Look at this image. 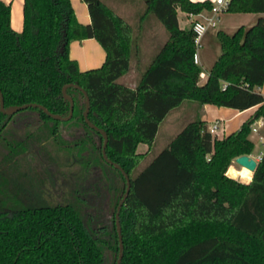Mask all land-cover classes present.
Instances as JSON below:
<instances>
[{
    "label": "trees",
    "instance_id": "16d2710c",
    "mask_svg": "<svg viewBox=\"0 0 264 264\" xmlns=\"http://www.w3.org/2000/svg\"><path fill=\"white\" fill-rule=\"evenodd\" d=\"M87 1L92 23L77 19L71 0H25L24 29L17 30L11 24V4L0 0V88L5 106L37 101L67 115L70 99L63 86L77 82L87 89L89 118L108 133L107 155L131 177L120 213L121 264H264V154L249 182L228 174L234 158L253 151L252 123L264 117V94L257 88L264 83V14L251 26L217 31L221 52L208 79L200 83L195 31L179 24L178 10L212 9L213 1L144 0L146 14L154 13L169 36L131 87L118 79L131 62L125 18L104 0ZM226 10L264 12V0H230ZM85 37L99 39L107 56L99 68L81 71L70 56V41ZM67 91L75 98L70 119H57L38 106L12 114L0 109V133L17 113L34 111L40 115L37 123L53 122V135L59 123L69 122L101 133L85 119V93L74 85ZM187 98L242 110L260 106L222 137L213 135L201 117L188 121L136 171L146 157L139 144H152L160 122ZM104 159L123 176L122 196H108L116 207L113 228L100 219L102 211L93 221L91 199L84 195L101 192L99 182L80 185L75 198L53 204L6 196L0 198V264H117L116 212L127 179ZM93 176L86 172L82 179ZM108 247L115 250L111 263Z\"/></svg>",
    "mask_w": 264,
    "mask_h": 264
},
{
    "label": "rangeland",
    "instance_id": "374dc122",
    "mask_svg": "<svg viewBox=\"0 0 264 264\" xmlns=\"http://www.w3.org/2000/svg\"><path fill=\"white\" fill-rule=\"evenodd\" d=\"M151 14L150 19H154L157 24L166 29L156 15ZM179 16L182 18L183 24L188 20L186 13L182 10H180ZM216 20L218 22V19ZM218 25L213 26L210 30L218 27ZM198 48H202L201 44ZM136 74L135 78L137 79L139 74L138 72ZM125 78H128L127 75L120 76L118 79L127 81ZM191 101L195 100L185 99L182 107L172 112L166 119L157 134L150 153L137 165L136 171L144 168L154 155L163 149L176 132L182 128L192 110L189 106ZM39 119L40 115L36 111L19 112L13 116L0 133V198L18 197L32 204L47 201H50L51 204L66 202L75 198L76 192L74 190L78 186L88 187L92 182H99L101 192L90 191L84 195L95 201L96 204L104 195L105 205L103 208L101 209L98 205L91 203L89 210L94 213L93 221L97 220L96 216L102 211L100 219H103V223L109 224L113 228L112 219L116 207L113 206L114 202L112 206L109 204L108 196L110 193L114 199L122 196L124 193L123 176L107 164L102 157L104 138L101 133L89 129L81 123L69 122L67 124L59 123V130L53 135V122L44 120L37 123ZM173 119H175V124L168 127V122ZM239 127L230 130L227 134ZM251 133L255 141L253 153L258 156L264 150V145L257 132L251 131ZM214 135L220 136L218 131ZM146 147V143H141L139 151L143 152ZM231 165L232 170L236 166L241 168L235 158ZM86 172L94 175L92 177L94 179L83 180L82 177ZM253 173L254 171H252L251 177H253ZM229 175L246 182L252 179L241 175ZM109 187H113L111 189L117 188V192L115 190L110 192ZM95 224L100 226V224ZM112 240L115 247L116 240L115 238ZM114 247L107 248L110 257L109 263L114 258Z\"/></svg>",
    "mask_w": 264,
    "mask_h": 264
},
{
    "label": "crops",
    "instance_id": "0c3cea01",
    "mask_svg": "<svg viewBox=\"0 0 264 264\" xmlns=\"http://www.w3.org/2000/svg\"><path fill=\"white\" fill-rule=\"evenodd\" d=\"M11 4V24L13 28L17 30H23L24 26V2L25 0H5ZM74 10L76 11L77 19L80 22L84 23H92V15L91 10H89V3L87 0H71ZM106 4L113 10H115L121 17L125 18L127 26L130 32V67L129 69L121 74L122 76H126L127 81H122L129 86H136L139 79L142 76V73L152 59L154 55L160 50V48L166 42L169 32L164 25L162 28L154 19H150L151 13L146 14L145 1L144 0H104ZM196 1V0H194ZM214 2V0H211ZM180 10L186 13L188 20L185 23H182V18L179 16ZM264 14V12H255V11H245V12H236L231 10H222L219 13L213 11V9H203L199 12L191 13L179 8L178 10V19L179 24H181L184 28H189L193 26V19L202 20L204 23L208 24V29L203 34L201 40H204V43L201 41V49L198 48L200 60L199 64L201 65V75H200V83H204L209 76V70L214 65V62L219 57L218 55L221 52V41L218 39L217 31L219 29H223L227 32H233L240 26H251L256 23L259 16ZM218 19V22L217 20ZM213 20L215 21L213 23ZM160 21V20H159ZM162 24V22L160 21ZM218 27L212 28L213 26ZM109 31L111 34H115L113 31V26L108 25ZM155 50V51H154ZM154 52V53H152ZM152 53V55H151ZM151 55V57H149ZM70 56L76 59L79 63L80 70H87L92 68H99V66L103 65L106 61L107 51L102 42L96 37H85L81 40L73 39L70 41ZM148 57L150 58L148 60ZM148 61V62H147ZM136 72H138V78L136 79ZM130 75V77H129ZM130 78V79H129ZM132 80V81H130ZM121 81V80H120ZM259 91L264 94V83L263 85L257 87ZM185 99L181 104L172 108L166 115V117L160 122L159 130L161 129L163 123L166 119L174 112L182 107ZM189 106L192 109L188 115V119L184 121L182 128L188 121L201 117L205 122H207L208 126L212 125L217 121L219 123V127L217 129L220 137L227 135V133L241 126L245 120L248 119L260 106V104L252 105L247 109H239L236 107L229 106H220L212 103H204L201 104L199 101H191L189 102ZM262 118V117H259ZM258 118V119H259ZM264 118V117H263ZM212 122V123H210ZM168 127L175 124V119L168 122ZM180 128V130L182 129ZM158 130V132H159ZM179 130V131H180ZM220 130V132H219ZM178 131V132H179ZM176 132V134L178 133ZM158 134V133H157ZM175 134V135H176ZM258 136L264 138V125L259 126V130L257 132ZM174 135V136H175ZM173 136V137H174ZM157 137V135H156ZM155 137V139H156ZM172 137V138H173ZM250 137L253 138L252 133ZM254 140V139H253ZM156 141V140H155ZM147 144V147L143 150L146 152V155L150 153V150L155 143ZM144 143V142H142ZM141 144V143H140ZM139 144V145H140ZM139 150V146H138ZM254 150V149H253ZM254 157H257L253 151L250 153ZM145 155V156H146ZM232 167V165H231ZM230 167L229 174L241 175L242 177L250 178L252 176V172L250 173L245 167L241 165L240 167H235L232 170ZM250 173V174H249ZM254 174V173H253ZM252 178V177H251Z\"/></svg>",
    "mask_w": 264,
    "mask_h": 264
},
{
    "label": "water",
    "instance_id": "95a60500",
    "mask_svg": "<svg viewBox=\"0 0 264 264\" xmlns=\"http://www.w3.org/2000/svg\"><path fill=\"white\" fill-rule=\"evenodd\" d=\"M69 85H74L77 88H79L82 92L85 93L86 95V111H85V119L87 121V123L95 128L96 130H98L99 132H101L104 135V145H103V156L104 158L107 159L108 162H110L111 164H113L116 168H119L122 173L125 175L126 179H127V186H126V192L124 194V196L120 199L119 204H118V209L116 212V221L115 223H117V229H118V235H119V240H120V251H119V258L117 261V264H121L122 259H123V253H124V239H122V224L120 223V213L122 210V205L125 202L127 196L130 193V188H131V177H130V173H128L125 168L118 162H115L113 159H111L110 157H108L107 152H106V147L108 144V133L107 131L99 126L96 125L90 118H89V112H90V106H91V98H90V94L87 91L86 88L82 87L79 83L77 82H69L66 83V85L63 86L62 91L65 94V96H67L70 99V112L67 115H61L59 113H56L52 110H49L44 104L34 101V102H28V103H23V104H17V106L11 107V108H7L5 106V98H4V94L2 92V89L0 88V109L4 112L7 113H15L17 112V110L22 109V108H27L29 106H38L40 108H42L43 110H45L49 115L57 118V119H62V120H67L70 119L74 113V105H75V98L74 96L69 93L67 91V87ZM235 160L242 165L243 167H247L249 170L252 171H256L255 169L258 166V160L252 155V154H241L238 155ZM104 196H102L99 200V202L96 204L95 201L90 200L89 202L92 204H96L98 205L101 209H102V205L104 203Z\"/></svg>",
    "mask_w": 264,
    "mask_h": 264
},
{
    "label": "built area",
    "instance_id": "2783aa9c",
    "mask_svg": "<svg viewBox=\"0 0 264 264\" xmlns=\"http://www.w3.org/2000/svg\"><path fill=\"white\" fill-rule=\"evenodd\" d=\"M230 0H214L213 2V11L216 13L221 12L222 10H225L228 7ZM193 13H191L192 16ZM215 21L213 20V23ZM193 29L195 31V40H196V44H197V50L194 53L195 56V61L199 62L200 60V56H199V52H198V46L201 44V38L203 36V34L206 32V30L208 29V24L204 23L202 20L199 19H193ZM264 125V118H259L256 119L253 123H252V131L258 132L259 130V126ZM219 127V123L217 121H215L214 124L208 126V129L212 132V134L214 135L217 131ZM261 141L264 145V138L261 137ZM250 154V153H249ZM263 151L260 152V154L255 157L258 161L261 160L263 158Z\"/></svg>",
    "mask_w": 264,
    "mask_h": 264
},
{
    "label": "bare ground",
    "instance_id": "6f19581e",
    "mask_svg": "<svg viewBox=\"0 0 264 264\" xmlns=\"http://www.w3.org/2000/svg\"><path fill=\"white\" fill-rule=\"evenodd\" d=\"M245 168H246L250 173L252 172V170H249L247 167H245ZM250 173H249V174H250ZM245 178H246V177H245Z\"/></svg>",
    "mask_w": 264,
    "mask_h": 264
},
{
    "label": "flooded vegetation",
    "instance_id": "af4514ba",
    "mask_svg": "<svg viewBox=\"0 0 264 264\" xmlns=\"http://www.w3.org/2000/svg\"><path fill=\"white\" fill-rule=\"evenodd\" d=\"M102 196H104V195H102Z\"/></svg>",
    "mask_w": 264,
    "mask_h": 264
}]
</instances>
